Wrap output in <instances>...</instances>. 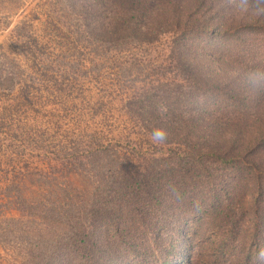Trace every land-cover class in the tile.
Wrapping results in <instances>:
<instances>
[{
    "label": "trees",
    "instance_id": "obj_1",
    "mask_svg": "<svg viewBox=\"0 0 264 264\" xmlns=\"http://www.w3.org/2000/svg\"><path fill=\"white\" fill-rule=\"evenodd\" d=\"M62 4L77 18L68 27L89 55L117 65L119 86L131 89L124 106L145 133L165 130L161 145L171 147L144 158L141 170L125 165L114 145L90 142L89 155H61L62 169L87 178V195L69 177L73 169L45 173L33 196L29 175L14 170L0 183V244L20 264H225L250 239L257 248L248 246L245 261L264 264V85L248 81L264 71V40L233 34L244 22L264 28V0ZM164 36L170 52L157 68L180 80L148 79L149 60L139 51ZM0 70V89L13 90L19 67L9 59ZM15 155L3 162L16 169Z\"/></svg>",
    "mask_w": 264,
    "mask_h": 264
},
{
    "label": "rangeland",
    "instance_id": "obj_2",
    "mask_svg": "<svg viewBox=\"0 0 264 264\" xmlns=\"http://www.w3.org/2000/svg\"><path fill=\"white\" fill-rule=\"evenodd\" d=\"M63 2L65 0H0V64L10 59L21 71L20 81L13 90L0 89V122H3L0 139L4 142L1 144L4 148L0 149V183L10 178L14 170L23 172L24 176L29 175L28 196L37 194L45 173L52 176L73 169L61 168V155H89L90 142L97 146L114 145L120 160L139 170L143 169L144 158L165 155L171 147L154 142L124 106L131 89L119 86L115 76L117 65L113 66L111 59L97 62L89 55L85 42L77 40L68 27L71 24L67 15L71 14V9ZM73 19L70 21L77 20L75 16ZM233 34L254 42L264 40V28L247 22L239 23ZM167 36L139 51L149 60L148 79L183 78L177 71L157 68L161 58L170 52ZM152 57L155 62L149 59ZM60 66L62 69L52 72L51 67ZM152 67L156 68L152 70ZM0 73L3 75V70ZM31 81L32 87L25 92ZM15 132L19 137L12 142L9 136ZM61 147L65 151L60 150ZM14 152L16 169L3 162L11 159ZM59 168L61 172L57 171ZM77 170H71L69 177L87 195V178L82 176L81 181ZM247 200H252V194ZM237 201L240 198L237 197ZM8 215L17 216L18 212L9 211ZM241 235L245 239L247 232ZM245 241V244L240 241L242 256L228 257L225 264H257L254 258L249 263L245 261L246 255L257 248L250 239ZM250 244L253 248L248 251ZM5 248L0 244V264H20L18 254Z\"/></svg>",
    "mask_w": 264,
    "mask_h": 264
},
{
    "label": "clouds",
    "instance_id": "obj_3",
    "mask_svg": "<svg viewBox=\"0 0 264 264\" xmlns=\"http://www.w3.org/2000/svg\"><path fill=\"white\" fill-rule=\"evenodd\" d=\"M248 81L253 86L264 85V71L257 70L255 72L249 73ZM167 134L166 131L161 128H156L152 132V139L154 142H163L166 140ZM259 255L264 257V249H261Z\"/></svg>",
    "mask_w": 264,
    "mask_h": 264
}]
</instances>
